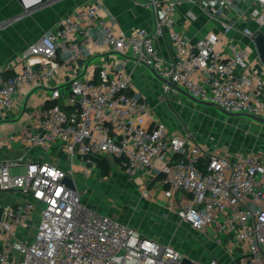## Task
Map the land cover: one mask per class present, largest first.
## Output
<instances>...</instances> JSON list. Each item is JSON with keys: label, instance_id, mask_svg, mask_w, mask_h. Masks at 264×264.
I'll return each mask as SVG.
<instances>
[{"label": "built area", "instance_id": "1", "mask_svg": "<svg viewBox=\"0 0 264 264\" xmlns=\"http://www.w3.org/2000/svg\"><path fill=\"white\" fill-rule=\"evenodd\" d=\"M147 2L154 13L151 31L117 32L96 6H85L26 48L20 71L6 75L0 69V124L25 116L33 92L49 90L33 121L1 143L8 149L18 145L20 154L0 160V194H7V202H0V264H183L186 258L176 248L143 237L83 201L73 166L90 178L110 159L130 180L143 169H158L165 186L191 196L179 210L183 221L197 231L212 229L219 243L226 242L230 253L237 254L238 264H264L262 156L190 146L161 122L151 129L137 126L133 118L147 114L148 107L128 93L130 79L123 67L112 73L102 64L99 82L76 79L65 93L52 86L66 64L77 65L103 45L156 71L167 81L165 92L175 85L227 112L264 118V81L238 72L250 58L247 49L235 48L223 59L210 38L192 48L176 29V3ZM254 2L261 11L257 22L264 27V0ZM228 3L204 1L211 9ZM230 29L226 25L225 32ZM166 34L180 52L170 65L156 47ZM244 34L252 32L244 29ZM75 39L79 41L73 44ZM54 148L55 156L46 158L44 153ZM18 169L24 172L15 173ZM142 195L148 198L149 190Z\"/></svg>", "mask_w": 264, "mask_h": 264}, {"label": "crops", "instance_id": "2", "mask_svg": "<svg viewBox=\"0 0 264 264\" xmlns=\"http://www.w3.org/2000/svg\"><path fill=\"white\" fill-rule=\"evenodd\" d=\"M164 1L176 3V29L188 39L192 48L200 41L210 38L223 59L230 58L235 48L247 49L250 58L247 65L238 72L264 81V62L254 42L258 35L264 34V27L257 22L261 11L254 0H229L228 6H216L214 9L204 5L206 0ZM90 5L96 6L100 18L112 24L117 32L130 33L140 28L151 31L154 27L153 9L147 0H0V69L6 75L20 71L21 56L26 48L46 33L55 30L63 18ZM226 25L231 26L229 32H225ZM244 29H250L252 35L244 34ZM93 34L99 36L96 30ZM78 41L75 39L72 42L76 44ZM156 47L167 65L176 61L180 54L168 34L157 40ZM102 64L107 65L112 73L125 68L130 79L128 93L147 105L148 113L132 120L137 126L151 129L156 122H161L171 135L187 138L190 146L197 143L216 154L227 151L247 153L243 150H247L250 145L229 144L234 143L235 136L241 138L240 141L246 140L245 135L248 134L232 131L234 122L231 117H228V125L231 127L226 128L227 123L222 118L227 116H222L219 109L199 105L174 88L165 92L164 82L152 70L138 63L133 56L116 55L103 45L88 51L86 58L80 59L77 65L66 64L52 86L61 88L65 93L76 79L99 82ZM196 78L201 79L200 76ZM48 95V89L36 90L29 98L25 116L15 114L16 117L12 116L0 124V160L20 154L18 145L8 149L1 146V143L8 135L21 133L22 127L33 121L35 112L46 103ZM34 96L39 99L32 101ZM262 98L264 99V91ZM252 127L256 136L254 133L251 140L264 144L260 130ZM192 135L196 139L193 140ZM258 155L264 158V153ZM117 164L118 166H111L110 176L125 178L131 185L123 195L124 199L132 201L133 191L136 190L134 186L143 183L138 197L134 196L138 198L136 205L141 208L142 215L140 214L139 219L130 218L126 221L117 216L114 209H107L106 212L135 228L143 237L176 248L190 260V264H209L212 260L221 264H238L237 254L230 253L231 246L226 245V242L219 243L212 229L197 231L181 219L179 210L191 200L190 195L165 186L156 168L143 169L130 180ZM123 185L126 187L129 184ZM145 189L150 192L148 198L142 195Z\"/></svg>", "mask_w": 264, "mask_h": 264}, {"label": "rangeland", "instance_id": "3", "mask_svg": "<svg viewBox=\"0 0 264 264\" xmlns=\"http://www.w3.org/2000/svg\"><path fill=\"white\" fill-rule=\"evenodd\" d=\"M35 98H32V101L35 99H39L38 96H34ZM30 104V102H29ZM30 106V105H29ZM224 116L223 114H221ZM225 117V116H224ZM226 121L227 125L226 128H230L231 126L228 125V117L222 118ZM232 121L234 124L232 125L233 127L231 128L232 131H240L243 132L247 135H245L246 140L240 141L241 138L235 136L236 138L233 139L234 143H229L230 145H236L235 143L240 144V146H243L248 144L247 150H243L247 153H256V154H261L264 153V144H258L252 141L251 139L254 138V133L253 132V127H257L260 130V134L264 137V125L260 124H253L251 122H248V118L246 117H231ZM8 125V124H6ZM6 128V127H5ZM7 129V128H6ZM5 129V130H6ZM2 130V129H1ZM244 135V134H243ZM256 136V133H255ZM231 139V138H230ZM261 138L257 141H260ZM264 141V138H262ZM252 145V146H251ZM255 145V146H254ZM229 146H226L228 148ZM236 152V151H235ZM242 152V151H239ZM56 153V148H54L50 153H44L46 158L48 156H55ZM113 160V159H112ZM110 160L111 166H118V162ZM73 171L75 174V179L78 184L79 191L81 192V197L83 201H85L90 207L95 208L99 212L111 215L110 213L106 212L105 210L107 209H114L117 213V216L122 217L127 221V219H134L138 218L142 215L140 213L141 208L138 207L136 204V200L138 199L137 195L140 191V187L142 186L143 183H140L138 185H135L134 188L136 189L133 191L134 195L132 198V201L128 198H123V195L127 190H129L130 183L127 182L125 178H120V177H115V176H109L107 178H99L98 174L93 175L90 178H84L79 172V168L77 165L73 166ZM15 173H22L24 172L23 169H18L14 171ZM123 184H129L128 186H124ZM122 186V187H121ZM134 196H137L136 198ZM131 199V198H130ZM0 202L3 204L7 202V194H0ZM141 214V215H140ZM114 216V215H112ZM117 216L116 217L118 220H120ZM121 221V220H120ZM122 222V221H121ZM125 223V222H123Z\"/></svg>", "mask_w": 264, "mask_h": 264}, {"label": "water", "instance_id": "4", "mask_svg": "<svg viewBox=\"0 0 264 264\" xmlns=\"http://www.w3.org/2000/svg\"><path fill=\"white\" fill-rule=\"evenodd\" d=\"M40 2H44V0H40ZM254 42L259 50V53L261 55V58L264 62V34H261V35H258L255 39H254ZM153 73L163 82H167L164 78H162L156 71L152 70ZM174 89H176L179 93H181L182 95H184L185 97L189 98L190 100H192L193 102L199 104V105H202V106H206V107H212V108H217L219 109V111L224 115V116H227V117H246L260 125H264V118L262 117H258V116H255V115H251V114H244V113H231V112H227L223 109H220L218 107H216V105L212 102H206V101H202L200 99H197L196 97L192 96L189 92H187L186 90L178 87V86H175V85H172ZM66 182L69 184V186L72 188V189H75V186L74 184L72 183L71 180L69 179H66ZM190 260L188 259H185L183 264H190Z\"/></svg>", "mask_w": 264, "mask_h": 264}, {"label": "trees", "instance_id": "5", "mask_svg": "<svg viewBox=\"0 0 264 264\" xmlns=\"http://www.w3.org/2000/svg\"><path fill=\"white\" fill-rule=\"evenodd\" d=\"M203 165H205L204 162L201 163V167H203ZM110 172H111V165L109 164L108 161H105L104 163L101 164V170L98 173V177L99 178L109 177ZM159 177H160V175H159Z\"/></svg>", "mask_w": 264, "mask_h": 264}]
</instances>
